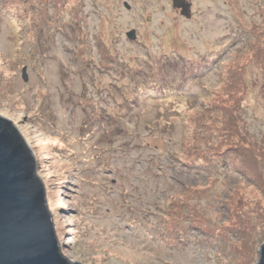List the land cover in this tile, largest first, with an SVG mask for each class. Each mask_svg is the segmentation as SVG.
<instances>
[{
	"label": "rangeland",
	"instance_id": "374dc122",
	"mask_svg": "<svg viewBox=\"0 0 264 264\" xmlns=\"http://www.w3.org/2000/svg\"><path fill=\"white\" fill-rule=\"evenodd\" d=\"M186 1L189 17L172 0H0V116L31 151L69 261H257L264 163L261 181L242 174L208 136L223 99L264 140V0Z\"/></svg>",
	"mask_w": 264,
	"mask_h": 264
},
{
	"label": "water",
	"instance_id": "95a60500",
	"mask_svg": "<svg viewBox=\"0 0 264 264\" xmlns=\"http://www.w3.org/2000/svg\"><path fill=\"white\" fill-rule=\"evenodd\" d=\"M180 14L190 16V2L172 0ZM135 38L134 30L126 33ZM21 77L27 80L26 67ZM255 264H264V242ZM0 264H80L59 250L45 188L35 161L17 129L0 116Z\"/></svg>",
	"mask_w": 264,
	"mask_h": 264
},
{
	"label": "trees",
	"instance_id": "16d2710c",
	"mask_svg": "<svg viewBox=\"0 0 264 264\" xmlns=\"http://www.w3.org/2000/svg\"><path fill=\"white\" fill-rule=\"evenodd\" d=\"M233 102H237V101L234 100ZM229 104H231V102L225 103L224 100L221 99V102L218 103L217 106H215L216 110H219V112L221 113V115H219V118L217 115L215 116V118L217 122L219 123L221 122L220 127L222 124L224 127L219 131L220 133L218 135L216 136L209 135L208 137L210 138L215 137L216 139H218V143L215 145V148L217 149L218 148L223 149V147H225V149L229 150L233 148L234 153L231 157L232 158L231 161L233 160L234 162H237V159H240L241 164L239 163V167L232 164L231 165L232 167H235L236 169H238L242 174L244 173V170H246L247 168L248 170H250L248 172L251 173V177L253 176L257 180L261 181L258 178V173L255 172V168L253 166L254 164L258 165L259 163L260 165L264 163V140L260 139V141H258V140L248 139L245 131L237 125V122H236L237 117L234 111L233 112L231 111L232 108H230ZM240 143H242L243 145H241ZM187 148H188V145H187ZM189 148L191 149L192 147L189 145ZM197 148L198 147L195 146V151H197ZM214 152H220V151H214ZM211 155H216V154H206V155L204 154L202 158L205 161L211 162L212 161L210 159ZM216 156L219 157V159H221L223 155H221V153H218V155ZM197 157L199 158L198 153H197ZM225 162L228 165L229 160L224 159V161H220V163L223 164V166ZM232 209H233V212L231 211V213H232V216L234 215L235 218L237 219L236 221H238L240 224H245L244 221L242 222L240 221V218L239 216L237 217L238 214L235 211L237 209L238 211L241 210L242 212V207L240 206L237 207L236 205L235 207L233 206ZM191 225L194 226L196 225V223L191 222L187 224V226H191ZM163 237L165 238V241L167 242V244L170 243L171 245V240L168 239L169 236L166 234V235H163ZM177 238L178 237L175 238V241H177Z\"/></svg>",
	"mask_w": 264,
	"mask_h": 264
}]
</instances>
